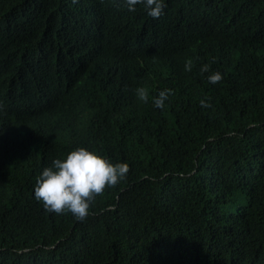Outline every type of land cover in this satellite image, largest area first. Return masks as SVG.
Segmentation results:
<instances>
[{"label": "trees", "instance_id": "trees-1", "mask_svg": "<svg viewBox=\"0 0 264 264\" xmlns=\"http://www.w3.org/2000/svg\"><path fill=\"white\" fill-rule=\"evenodd\" d=\"M163 2L0 0V264H264V0ZM81 147L130 168L83 221L34 191Z\"/></svg>", "mask_w": 264, "mask_h": 264}, {"label": "clouds", "instance_id": "clouds-1", "mask_svg": "<svg viewBox=\"0 0 264 264\" xmlns=\"http://www.w3.org/2000/svg\"><path fill=\"white\" fill-rule=\"evenodd\" d=\"M125 4L129 11H135L138 4L144 5L147 14L154 19L160 18L165 8L163 0H125ZM185 70H192L191 60L186 62ZM208 70V66L204 65L201 73ZM222 79L219 72L208 76L212 84ZM136 93L139 99L147 102L148 92L145 88H138ZM171 94L170 89L161 91L153 101L154 106L163 109ZM200 104L204 108L210 107L205 100H201ZM129 171L127 163L113 165L104 157L81 147L71 151L64 160H54L51 167L43 170L37 178L35 198L43 203L48 212H70L77 220L83 221L90 214L89 209L95 198L102 195L106 188L115 187L127 177Z\"/></svg>", "mask_w": 264, "mask_h": 264}]
</instances>
